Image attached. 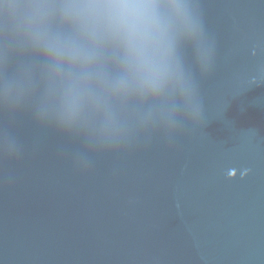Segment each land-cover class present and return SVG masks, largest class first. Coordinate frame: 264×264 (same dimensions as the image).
I'll return each mask as SVG.
<instances>
[{
    "label": "water",
    "instance_id": "95a60500",
    "mask_svg": "<svg viewBox=\"0 0 264 264\" xmlns=\"http://www.w3.org/2000/svg\"><path fill=\"white\" fill-rule=\"evenodd\" d=\"M65 2L0 0V264H264V0H183L196 29L156 94L114 90L109 46L31 43L44 4L88 46Z\"/></svg>",
    "mask_w": 264,
    "mask_h": 264
},
{
    "label": "clouds",
    "instance_id": "9594fccd",
    "mask_svg": "<svg viewBox=\"0 0 264 264\" xmlns=\"http://www.w3.org/2000/svg\"><path fill=\"white\" fill-rule=\"evenodd\" d=\"M46 7L24 5L25 29L31 43L49 56L83 63L91 62L100 46L111 47L123 73L113 88L124 93L161 91L171 73L174 27L196 29L183 0H66L60 5L61 14L87 42L85 47L48 33L42 23ZM74 111L69 105L64 115L70 117Z\"/></svg>",
    "mask_w": 264,
    "mask_h": 264
}]
</instances>
